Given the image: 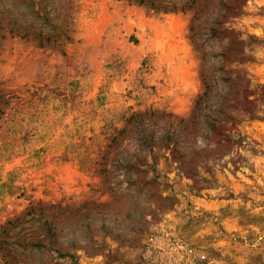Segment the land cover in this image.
<instances>
[{"label": "rangeland", "instance_id": "1", "mask_svg": "<svg viewBox=\"0 0 264 264\" xmlns=\"http://www.w3.org/2000/svg\"><path fill=\"white\" fill-rule=\"evenodd\" d=\"M218 1L0 0V264H264V0Z\"/></svg>", "mask_w": 264, "mask_h": 264}, {"label": "trees", "instance_id": "2", "mask_svg": "<svg viewBox=\"0 0 264 264\" xmlns=\"http://www.w3.org/2000/svg\"><path fill=\"white\" fill-rule=\"evenodd\" d=\"M128 1L135 3L138 6L147 8L149 11H153L155 13L185 12L187 10H192L193 12L192 21L193 22H197L199 20L202 9L206 7V3L201 4L199 2L200 0H187V1L179 0L178 2L176 1L166 2L164 0H128ZM243 2L244 0H228L227 3L223 2L222 0L218 1L219 6L223 8V11H224V13L221 14V17L227 20L229 17L238 15L240 13V8L243 5ZM214 23L219 24L220 21L215 20ZM51 28L53 30V27H50V29ZM190 31L192 32L191 37L194 39L195 36L197 35L196 24H192V26L190 27ZM222 31L227 32L228 29H224ZM67 32H69V27L68 28L66 27L63 32V36H65V39L68 41L69 36L66 35ZM210 32L213 36H217L219 33V31L216 28H212ZM27 36H29V33L23 35V37H27ZM57 38H58V35H56L55 32H53V34L52 33L43 34L42 31H39L33 36V39L37 40L38 47H45L49 45L55 46L57 44ZM242 44H243L242 41L238 40L237 38H234L233 40L230 41L231 46L228 48V52H229V56L231 57L232 62H237L239 64L246 62L247 59L245 57L244 48L241 47ZM196 45L199 47V44H196ZM205 57H206V54L202 53V58L205 59ZM201 75H202V82L204 84V92L198 98L194 106L193 114L190 120V125H191L190 129L195 128V126L197 125V121L199 117L201 116V114L203 113V111L207 108L209 109V106L207 104H208V101H209V98L212 92V88L214 86L212 77H210L203 71ZM225 81H230V79L229 78L225 79ZM243 81H244L243 77L240 76V79L238 80V82L231 83L233 87L232 91H234V93L241 87V83ZM241 92H244V90H241L239 93ZM232 98L233 97H231L230 95H227L226 97H224V101L228 102L229 100H232ZM237 104L238 105L241 104V101L236 100L234 98V105L236 106ZM242 110L245 112L244 107H242ZM226 119H230V117L225 114L224 118L221 119L220 121L222 122V121H225ZM215 121H219V120L212 119L211 123H208V127L210 129L216 128L215 129L216 132L220 133V131H217L219 128L213 124L215 123ZM185 129H187V127H185ZM29 213L30 211L25 212L21 217H17L13 221L11 220L7 221L6 224L0 230V237L4 234H7V230H11L13 228L20 226L21 224L20 220H22ZM24 222L26 223L27 221H24ZM1 244L2 242L0 241V246ZM60 256L64 257V255H60ZM11 260L13 259L10 258V260L9 261L6 260L5 263L12 264Z\"/></svg>", "mask_w": 264, "mask_h": 264}]
</instances>
